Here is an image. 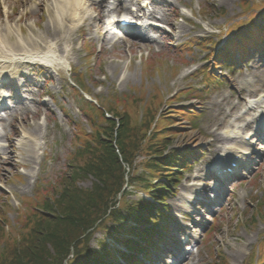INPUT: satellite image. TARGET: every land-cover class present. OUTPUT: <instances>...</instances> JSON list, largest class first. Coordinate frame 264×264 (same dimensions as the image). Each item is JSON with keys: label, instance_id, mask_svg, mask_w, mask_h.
Returning <instances> with one entry per match:
<instances>
[{"label": "rangeland", "instance_id": "374dc122", "mask_svg": "<svg viewBox=\"0 0 264 264\" xmlns=\"http://www.w3.org/2000/svg\"><path fill=\"white\" fill-rule=\"evenodd\" d=\"M55 1L0 0L1 35L14 43L20 36L34 39L42 50L45 42L54 44L64 61L21 62L22 50L6 55L0 46V80L6 81L0 82V213L11 222L5 230L62 179L79 146L75 136L91 133L79 85L108 112L140 93L137 118L157 90L160 110H193L197 117L175 118L178 135L169 149L187 150L195 161L167 198L169 235L150 264H215L217 254L228 264H264V216L247 223L256 210L264 212L257 208L264 201V133L258 129L264 100L260 108L247 104L264 91V0H89L81 21L59 32L51 21ZM145 2L149 11L141 8ZM136 8L149 14L134 19L146 28L107 26L112 16L133 15ZM223 54L228 59H219ZM232 132L240 135L230 139ZM232 145L249 156H241L227 181L214 170L226 168L221 153ZM143 159H137L138 173ZM133 191L129 199H149L142 189ZM184 234L190 248L184 244L181 254ZM94 238L95 248L103 236Z\"/></svg>", "mask_w": 264, "mask_h": 264}, {"label": "trees", "instance_id": "16d2710c", "mask_svg": "<svg viewBox=\"0 0 264 264\" xmlns=\"http://www.w3.org/2000/svg\"><path fill=\"white\" fill-rule=\"evenodd\" d=\"M153 93L141 118L136 117L140 93L128 104L120 100L121 110L112 107L109 112L102 101L96 105L82 95V111L92 131L75 136L79 146L62 179L38 196L36 208L25 206L19 212L14 228L5 230L11 222L5 212L0 213V264H122L120 259L124 264H143L152 258L169 233L172 213L167 198L195 161L187 150L169 149L178 135L172 133L177 131L175 118L197 117L193 110H160L163 103L157 90ZM140 157L144 159L138 173ZM89 181V187L82 186ZM137 188L153 200L129 199ZM263 206L264 201L257 204ZM263 216L256 210L247 223L256 224ZM96 234L103 238L95 241L94 248ZM215 264L228 263L217 254Z\"/></svg>", "mask_w": 264, "mask_h": 264}, {"label": "bare ground", "instance_id": "6f19581e", "mask_svg": "<svg viewBox=\"0 0 264 264\" xmlns=\"http://www.w3.org/2000/svg\"><path fill=\"white\" fill-rule=\"evenodd\" d=\"M87 1L89 0H56L55 5H54V13L53 11L51 12V21L53 24L54 31L59 32L61 30L62 31L65 30V28H70V27L74 28L76 24L81 21L84 15L85 10L83 11L82 14L81 12ZM80 14L81 16H79ZM6 17L8 20L10 19L9 14H7ZM64 22H66L69 25L66 27L64 25ZM112 23H114V21H112L110 25ZM9 37L10 36H8L7 38V36L1 35L0 33V46L2 47V51H1L2 54L8 55V52L12 53L18 50H22L24 54L21 56V59L19 58V61L30 60L32 62H39V63H45V64L59 63L61 65H64V61L63 59H61L60 55L58 54V50L57 48H55L54 44H48L46 42L44 43V41L42 40V42L45 44V46H43L45 50H42L40 49L41 47H39L37 41H35L34 39L28 40V39H24L23 36H20L19 41H16L14 43L9 40ZM10 43H13V44H10ZM3 79H5L4 76H3ZM262 79H264V77H262ZM0 82L6 83L5 80H1ZM263 92L264 91L257 94L258 96L257 100H252V101L250 100V102H247V104L248 105L251 104V105H254L260 108L258 105L263 103L262 101L264 100V94H262ZM229 135H230L229 138L231 139L233 138L232 136H239L240 133L232 132ZM247 154L248 152H245L243 155L247 156ZM242 159L243 157H240V160ZM5 162L6 163L11 162L10 155L6 157ZM225 164H227V162L224 161L223 165ZM216 169L218 168L216 167ZM227 181H228V177H227ZM158 246H160V243Z\"/></svg>", "mask_w": 264, "mask_h": 264}]
</instances>
